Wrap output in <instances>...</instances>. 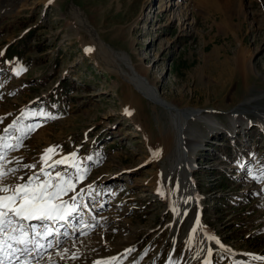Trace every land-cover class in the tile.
I'll list each match as a JSON object with an SVG mask.
<instances>
[{"label":"rangeland","instance_id":"374dc122","mask_svg":"<svg viewBox=\"0 0 264 264\" xmlns=\"http://www.w3.org/2000/svg\"><path fill=\"white\" fill-rule=\"evenodd\" d=\"M19 2L0 0V170L6 173L0 184L12 189L38 177L31 187L47 182V193L57 183L71 185L60 205H75L81 215L64 227L72 230L67 237L51 236V243L60 241L58 252L40 259L51 253L88 263L125 240L129 252L108 264H169V257L171 264H189L205 226L240 257L214 249L211 264H264V127L247 112L251 124L236 128L227 113L244 95L264 91V0ZM109 46L125 50L168 101L217 111L219 128L197 116L189 120L205 144L195 152L194 171L205 197L202 211L193 207L177 230L168 224L175 212L162 194L172 165L164 154L174 133L171 114L108 65ZM259 100L254 104L264 106ZM229 134L239 138L238 147ZM248 139L261 144L246 154ZM222 145L227 159L217 156ZM50 147L55 154L44 163ZM62 157L68 160L48 166ZM179 181L175 172L173 194ZM48 221L32 219L24 229L38 242L35 232L42 234Z\"/></svg>","mask_w":264,"mask_h":264},{"label":"bare ground","instance_id":"6f19581e","mask_svg":"<svg viewBox=\"0 0 264 264\" xmlns=\"http://www.w3.org/2000/svg\"><path fill=\"white\" fill-rule=\"evenodd\" d=\"M23 2H19L20 4ZM23 4H21L22 6ZM78 12V10H77ZM94 33V32H93ZM106 47V46H104ZM107 48V47H106ZM111 52H110V51ZM109 52L110 54L114 56L113 59L109 58L106 63L110 65L113 70L124 80L127 81V83L136 91H139L141 94L146 96L150 101L153 103L160 104L164 106L168 112H170L172 117V128L174 130L172 139L169 140L165 145V155L172 157V165L171 170L168 174V183L166 185V188L164 192L162 193L164 196L167 195L170 199V209L175 212V217L170 221L168 224L170 226H173L174 229L177 230V228L182 225L183 220L186 218L193 207L197 206L202 211V203H203V195L200 193L198 181L194 177V171L197 169L198 162L195 157V152L202 148L205 144H203L202 139L196 138L194 136V133L189 128V120L197 116L201 118L202 121L207 122V124L211 125L214 128L218 127V120L215 116V113L217 111H214L212 109H205L204 108H195V107H179L176 104H174L172 101H168L163 96H161V93L158 90V87L156 86V83L149 80L144 74L140 72L138 68L135 67L133 62L131 61V58L128 53H126L125 50L116 51L115 49L111 48L109 46ZM104 53V52H103ZM109 54V55H110ZM108 55V54H106ZM107 57V56H106ZM112 57V56H111ZM106 60V59H105ZM242 71V75L245 77V85L246 90L248 87V77L249 72L248 68L246 66L240 67ZM258 73V72H257ZM259 74V73H258ZM264 77V75H262ZM245 90V91H246ZM251 91V89H250ZM247 92V91H246ZM250 93V92H249ZM253 94L252 96H245L243 99L240 100V102L233 108L229 109L227 111L231 122L236 128L240 124H244L246 126H249L251 124V119L248 117L247 112L254 113L258 116V122L260 125L264 127V106L261 104H257V102L254 104V101H258L261 97H264V91H259L257 94ZM260 101V100H259ZM129 111V110H128ZM115 114V113H110ZM219 128V127H218ZM237 130V129H236ZM162 144V143H161ZM233 167V166H232ZM177 174L179 177V184L178 189L174 194L172 193V187H171V181L173 178V174ZM12 195V193L10 194ZM10 195H0V196H10ZM61 198L59 196L58 199H54L51 202L54 204L61 203ZM18 203V201H17ZM72 206H69V208H63L65 213L70 212V215H67V218L65 220H49L48 227L52 230V235L56 232L59 234L62 238L67 237L66 234H71L72 230H64V227L66 226H72L73 224H76L77 220L81 215H79V211L77 212V207H75V211H72ZM76 212V213H75ZM87 213L83 217L84 219H87ZM89 219V218H88ZM6 221H10V223L6 222L4 224V231L3 233H0V236H4L3 238H0V241H3V253H0V260H3L5 264H108L110 259L112 257H118L126 255L129 252V248L131 245L129 243H126L125 240H121L117 245H113L112 247L116 249L113 253L110 254H97L94 255L93 259L90 260L88 263H72L69 261H66L64 259H54L51 257V253L46 255L45 258L40 259L44 255V251L53 249L52 252L56 253L58 252L59 244L51 243L53 241L52 235L50 236H44V232L41 234V240L38 241L39 245H42L41 247H37L34 243H30L27 245L24 244H17L15 242L14 237H19L21 235V229L28 233L31 238L36 241L35 236H32L30 234V231L28 232L24 227H27L28 220L21 221V218L16 217L12 214H8L5 217ZM200 222V218L197 216L194 219L191 220L189 226L191 228V225L194 224L196 221ZM43 221V220H42ZM20 224L21 227L19 228L17 225ZM66 229V228H65ZM201 229V237L198 239V246L195 251L192 252V255L190 256V263L189 264H211V259L209 258V254L213 252L214 249H227L230 253H232L233 257L236 259H239L240 257L237 255L239 251L232 249H229L227 245L217 243L218 241L217 236L210 231V229L205 226H200ZM75 234V232L73 231ZM72 234V235H74ZM75 236V235H74ZM45 237V239H44ZM28 238L27 236L25 237ZM54 239L56 238L53 237ZM43 239L45 241H43ZM43 241V242H41ZM14 242L13 249H6V245H9ZM51 244V246H49ZM109 244V243H108ZM111 245V244H109ZM27 248H33L31 253H35V255H28L25 256L24 249ZM39 248V249H38ZM36 249V250H35ZM123 252L117 254V252L122 251ZM21 252V253H19ZM41 252V255L38 256V254ZM108 255V256H107ZM110 255V256H109ZM171 257L168 259V263L171 264ZM132 261L129 263L131 264ZM259 264H263L260 262Z\"/></svg>","mask_w":264,"mask_h":264},{"label":"snow or ice","instance_id":"6c2138e0","mask_svg":"<svg viewBox=\"0 0 264 264\" xmlns=\"http://www.w3.org/2000/svg\"><path fill=\"white\" fill-rule=\"evenodd\" d=\"M86 51H92V49H86ZM17 75H19V71L17 72ZM126 113L131 115V112H128L127 110ZM5 131H7V129ZM49 154L54 155L55 149L52 147L46 149L45 154L41 157L42 162L47 163V161L51 159V155ZM70 156L74 159L76 153H71ZM2 159L3 157L0 156V160ZM88 159L90 160L91 157H88ZM67 160L68 157H62L60 160L53 161V163L48 166L53 167L56 164L65 163ZM71 166L79 168V166L75 163ZM26 167L32 168L35 167V165H26ZM41 171L44 172V169H41ZM44 174L49 175L47 172H44ZM5 175L6 173L0 170V180H2ZM56 176L60 180H64V177H62L60 173H57ZM34 179H38V177H30L27 183L16 185L15 188L12 189L0 184V192H7L9 190L12 191V195L10 196H0V233H3L4 231V224L6 222L10 223V221L5 220V217L8 214H12L23 220H65L67 215L71 214L70 212L65 213L61 205L54 204L51 201L58 199L59 196L66 191L74 190L73 186L70 185L68 188H63L59 183H57L55 185L57 191L47 193V182H44L43 184H40L36 187H31L32 181ZM73 199L75 198L73 197ZM72 211H75V205L72 206ZM33 230L35 231L34 228ZM35 235L41 236V233L35 232ZM43 235L45 237L52 235V230L45 227ZM26 236L28 237L27 239L25 238ZM14 239L17 244L27 245L34 243L37 247L42 246L39 245L38 242H35L31 236L22 229L21 235L19 237H14ZM216 242L219 243V241ZM49 246H51V244H49ZM11 247L12 245H9V248ZM25 251H27V249H25ZM0 253H3V241H0ZM0 264H3V260H0Z\"/></svg>","mask_w":264,"mask_h":264},{"label":"built area","instance_id":"2783aa9c","mask_svg":"<svg viewBox=\"0 0 264 264\" xmlns=\"http://www.w3.org/2000/svg\"><path fill=\"white\" fill-rule=\"evenodd\" d=\"M229 135H230V134H229ZM235 138H236V137H234L233 135H232V136H231V135L229 136V140L232 139V142H233V143L235 142ZM221 140H222V139H221ZM215 141H216V140H215ZM222 141H224V140H222ZM236 141H239V138H237ZM225 142H226V141H225ZM247 142H248V144H251V143H252V142H250L249 139H248ZM234 144H235V143H234ZM222 146H223V148H224L225 145H222ZM246 146H247V148L250 147L249 145H246ZM223 148H222L221 150H220V149H217L218 152H216V153H217V156H218V157H222V156L225 157V156L223 155ZM219 150H220V151H219Z\"/></svg>","mask_w":264,"mask_h":264},{"label":"trees","instance_id":"16d2710c","mask_svg":"<svg viewBox=\"0 0 264 264\" xmlns=\"http://www.w3.org/2000/svg\"><path fill=\"white\" fill-rule=\"evenodd\" d=\"M71 91V93L74 91L73 89L72 90H70Z\"/></svg>","mask_w":264,"mask_h":264}]
</instances>
